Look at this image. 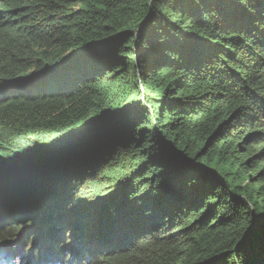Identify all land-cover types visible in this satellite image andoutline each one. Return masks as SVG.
Listing matches in <instances>:
<instances>
[{"label":"trees","instance_id":"trees-1","mask_svg":"<svg viewBox=\"0 0 264 264\" xmlns=\"http://www.w3.org/2000/svg\"><path fill=\"white\" fill-rule=\"evenodd\" d=\"M0 202V264H264V0H0Z\"/></svg>","mask_w":264,"mask_h":264},{"label":"rangeland","instance_id":"rangeland-1","mask_svg":"<svg viewBox=\"0 0 264 264\" xmlns=\"http://www.w3.org/2000/svg\"><path fill=\"white\" fill-rule=\"evenodd\" d=\"M116 95H117V92L112 91V92L108 93V95L104 99L107 102L112 101V100L115 101L114 99H116ZM61 96L66 97V98L59 101L58 104L55 103V104L49 106L48 110L53 112V113L50 114L51 116H48V115L43 116L41 121H40L42 124H45V128H43L41 130V133L43 134L41 138H42V141H44L42 143H44V144H42V143L40 144L41 146H39L40 148L38 151H40L41 152V153L39 152L40 155L46 159L48 156H51L53 154L51 151L54 150V147H56L58 143L59 144L61 143L60 145L63 147L65 145V144L63 145V143H65V142H68L67 143V145H68V144H71L73 142H76V141H79L82 139L87 140V137H86L87 133L89 132L88 134L91 138L92 132L95 131V130L94 131L92 130V128H91L92 126H91L90 122L87 124H84V123L87 121L88 117L90 116V114L92 112L91 105L94 104L95 101L99 102L100 96H98L97 98L91 99V100H84V99H82V97H79V95H75V96H73V95H61ZM55 97H57V96L56 95L45 96V97H43V101L49 100L50 98H55ZM73 97H75V98H73ZM105 105H107V104H105ZM54 107H55V109L62 107L63 110L62 111H60V110L54 111L55 110ZM43 111H44V109L39 111V113L42 114ZM70 114H72L70 117H65V118L61 119L60 122H53L51 124H48L51 122V120L59 119L65 115H70ZM72 118L74 120L79 121V122L82 121V123L79 124V126L68 131L67 134H61L57 138H51L50 140H48V137H50V135L53 132L58 131L60 128H64L66 126V125L62 124L63 122L68 123V121L71 120ZM83 125H85V126H83ZM84 138H86V139H84ZM43 158L41 160H43ZM9 217L10 216H7V218L5 219L7 222L9 219H11ZM12 218H15V217L12 216ZM36 240H37V238H36ZM36 240H34V241L36 242ZM38 242L39 241H37V243ZM8 248L12 249L13 251L18 250L19 252H21L23 250L22 247H20L19 245L15 244V243H12ZM19 257L21 258L22 255H19ZM2 264H5V263H2Z\"/></svg>","mask_w":264,"mask_h":264},{"label":"water","instance_id":"water-1","mask_svg":"<svg viewBox=\"0 0 264 264\" xmlns=\"http://www.w3.org/2000/svg\"><path fill=\"white\" fill-rule=\"evenodd\" d=\"M24 84H27V85H32L31 82H23ZM81 155V154H80ZM79 155V156H80ZM169 152H165V156H169ZM55 156H57V161H56V164H55V170H54V176H56V178H58L57 176L63 174V175H66L65 173L69 172L71 170V168L68 167L66 161H68L69 159L68 158H63V157H60L59 156V153L55 154ZM74 155H71L69 156L70 158H72ZM83 162H85L83 165L80 166V173L82 174V176H84L90 169V164H87L88 162V158H84L83 159ZM2 203L0 202V208L2 207Z\"/></svg>","mask_w":264,"mask_h":264}]
</instances>
